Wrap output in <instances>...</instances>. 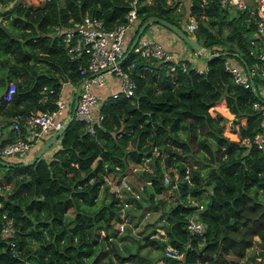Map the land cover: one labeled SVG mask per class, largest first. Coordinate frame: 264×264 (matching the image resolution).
Wrapping results in <instances>:
<instances>
[{
    "label": "trees",
    "instance_id": "1",
    "mask_svg": "<svg viewBox=\"0 0 264 264\" xmlns=\"http://www.w3.org/2000/svg\"><path fill=\"white\" fill-rule=\"evenodd\" d=\"M132 1L40 0L17 2L9 14L1 10V119L10 123L51 109L63 82L80 81L86 57L67 51L56 26L70 25L85 12L113 27L135 7L138 25L155 14L189 33L185 12L176 9L181 0ZM185 2L203 44L197 50L206 56L202 68L186 57L146 59L128 45L121 65L133 63V92L113 96L107 87L92 131L73 116L32 162L27 154L0 162V217H12L18 249L0 236V264H154L166 258L168 245L180 253L167 256L170 264H238L254 245L264 258V145L253 140L257 133L264 136V116L252 105L264 99L257 87L264 80L255 75L252 85L243 86L224 67L226 56L249 67L264 50V34L245 19L246 9L230 2ZM9 80L16 89L6 100L2 91ZM222 99L234 136L225 132L228 117L212 112ZM7 132L0 143L18 136L11 127ZM137 169L141 187L126 177ZM107 172L123 176L139 196L126 191L124 204L108 189ZM167 188L176 195L165 206L160 193ZM144 211L155 215L138 228ZM192 212L205 223L201 233L185 225Z\"/></svg>",
    "mask_w": 264,
    "mask_h": 264
},
{
    "label": "built area",
    "instance_id": "2",
    "mask_svg": "<svg viewBox=\"0 0 264 264\" xmlns=\"http://www.w3.org/2000/svg\"><path fill=\"white\" fill-rule=\"evenodd\" d=\"M228 1L240 9H246L245 19L248 22H253L257 31L264 34V0ZM5 4V0H0V7ZM193 25H195V21ZM137 28L138 21L135 7L129 8L125 13V20L113 27H106L101 18L88 12H85L79 20L73 21L70 25L56 26V30L63 33L67 51L72 55L84 54L86 57L85 63L79 67L81 79L78 83H80V87L73 111L75 117L83 118L88 122L90 131L93 130V123L102 116L97 110V105L103 94L99 93L97 88L103 89L105 86V73L115 74L120 77L118 88H111V95L116 96L119 90L126 95H130L133 92L135 83L128 71V68L133 63L123 68L121 60L126 54L125 50L128 45L130 49V44ZM132 48L146 59L150 57L159 61L180 59V57L174 56L159 40L147 33H143V31ZM224 67L231 73L233 80L243 86L252 85L255 75H259L264 80V50L258 53V58L249 67L239 63L231 56L224 58ZM169 68L174 69L175 65L171 62L169 63ZM259 84L262 83L257 82V86ZM15 89V82L9 80L2 91V97L6 100L11 99ZM261 94L264 96L263 93ZM68 102V97L60 89L55 98V106L53 108L38 109L22 118L20 116L14 117L10 126L18 136L12 140L0 143V158L6 159V156H8V159H17L24 156L33 146H37L38 143L54 133L71 115L72 108L69 107L68 109L70 104ZM252 105L264 116V99L254 100ZM262 125L264 127V118ZM253 140L257 141L259 146L264 145L263 134L257 133ZM243 141L248 143L247 138H244ZM173 170L175 169L173 168ZM184 176L189 181L188 173H185ZM103 177L107 184L110 183L111 179L115 181V175L110 172L105 173ZM117 179L118 186L121 187L123 193L124 191H132L133 195L139 196V192L123 176ZM167 179L168 175L165 176L166 181ZM139 186L141 187V185ZM115 192L120 198L124 199L123 203L127 204V199L124 198L126 195L119 191V187ZM185 225L191 232L196 233H201L205 227V223L197 217L195 212L188 215ZM15 232L16 227L12 217L2 212L0 217V236L2 238L7 237L6 241L9 247L17 253L15 238L12 237ZM164 255L166 258L160 259L154 264H170L171 262L167 256L179 257L180 253L177 252L175 247L168 245Z\"/></svg>",
    "mask_w": 264,
    "mask_h": 264
},
{
    "label": "crops",
    "instance_id": "3",
    "mask_svg": "<svg viewBox=\"0 0 264 264\" xmlns=\"http://www.w3.org/2000/svg\"><path fill=\"white\" fill-rule=\"evenodd\" d=\"M18 1L19 0H16V3ZM25 1H28L29 3L35 4V3H38L39 0H25ZM221 2L223 4H227V2H229V1L228 0H221ZM150 24H151L150 28L148 29V31H146L148 34H150L155 39L159 40L168 50H170V52H172V54L174 56H176V57H186V58L190 59L194 64H197L198 67L202 68V66L204 65V62H205V57H206V56H204V52L199 53L197 50H193L188 44H186L182 40V38L177 36L175 33L170 31L166 27L160 25L159 23H155L154 22V23H150ZM77 85H78V83L76 84V83H72V82H69V81L63 82V84H62L61 91L63 92V94L65 96L68 97V101L70 102V104L68 105V109H69V107H71L73 109L74 96H75V92L77 90ZM106 90L107 89L105 87H103V89L102 88H97V91L99 93H101V94H103V92L106 91ZM222 101L224 102V100H222ZM223 108H225V105H224ZM10 123H5L4 120H2L1 117H0V139H5L6 138V136L8 134V132H7L8 128L11 127ZM44 140H42V142L38 143L37 146H33L29 150V152L27 153V156H26L28 158L26 160H29V159H31L34 156V154L36 153L38 147L43 143ZM255 238L258 239L257 237H255ZM257 248H258V245H254L252 247H249L247 249L246 255L251 250V256H249V255L246 256L245 255L244 257H246V259L243 260L244 263H242V261H241V263L242 264H247V263L252 264V259L251 258L252 257H256L257 258V262H258V260H260V264H261V262L263 261L264 258H262L261 255L257 254L258 253V249Z\"/></svg>",
    "mask_w": 264,
    "mask_h": 264
},
{
    "label": "rangeland",
    "instance_id": "4",
    "mask_svg": "<svg viewBox=\"0 0 264 264\" xmlns=\"http://www.w3.org/2000/svg\"><path fill=\"white\" fill-rule=\"evenodd\" d=\"M5 1H6V4L4 6H1L0 7V11L1 10H5L7 12V14H9L11 12V9H13L14 8V5L16 4V0H5ZM18 2L29 3L28 1H25V0H19ZM186 5H187V3L184 0H181L180 3L178 4V7L176 9L178 11L182 12V13H184V12L186 13V14L184 13V15L182 14L183 15V21H184L183 24H184L185 28L190 33H193V29L196 26V20L191 15L190 16L187 15V12H186V7L187 6ZM231 7H232L231 8L232 11H234L236 9V7L233 6V5H231ZM3 16H5V15H3ZM2 20L4 21L5 18H3ZM194 21H195V25H193ZM148 24L149 25L147 27H145V30H143V33H147L146 31H148V29L150 28V25L151 24L150 23H148ZM258 33L259 32L257 31L256 34H258ZM260 35H261V33H260ZM186 44H188V43H186ZM104 76H105V79H106V83H105V86H104L105 88L109 87V85L112 86L113 88L114 87H117L118 88V82H119V79H120V77L118 75L110 74V73H105ZM108 81H109V83H107ZM257 87H258V90L261 91L260 93H263L264 94V83L259 84V86H257ZM222 100H220V101H222ZM220 101L218 103H216L215 106L212 108V112L214 113L216 111H219V112H222L223 114H225L226 117H228L224 121L225 132L227 134H229L230 136H234V133H233L234 131L233 130H234L235 126L232 125V124L230 125V121H227V120H229V117H232V114L228 111V109H227L226 106H225V108L222 107V105L220 104ZM224 105H225V103H224ZM7 157L8 156H6V158ZM188 164H190V162ZM0 173H1V169H0ZM126 177L129 180V182L132 183L133 185H140L142 183L141 180H140V177H139V169L133 170V172H129L126 175ZM117 178H119V177H116L115 176V181H113L111 179L110 183H108V189L115 192V190L118 189V187H119V191L122 194H124L126 196L129 195V194H127L126 191H124V193H123V190L121 189V187L118 186V183H117L118 182V179ZM7 186L9 187L8 184H7ZM160 195H162L166 199L165 206H167L169 203H171V202L174 201V197H175L176 194H175V191L171 190L170 188H167L162 193H160ZM154 215H155V212L154 211H144L143 215H141V217H140V221H139V224H138L139 225L138 228L141 227V225L145 221H150L153 218ZM247 255L251 256V250H250V252ZM245 259H246V257L241 258L238 261V264H240L241 261H242V263H244L243 260H245ZM247 264H249V263H247ZM261 264H264V260L261 262Z\"/></svg>",
    "mask_w": 264,
    "mask_h": 264
},
{
    "label": "water",
    "instance_id": "5",
    "mask_svg": "<svg viewBox=\"0 0 264 264\" xmlns=\"http://www.w3.org/2000/svg\"><path fill=\"white\" fill-rule=\"evenodd\" d=\"M152 21H158L166 26H168L169 28H171L173 31H175L184 41H186L191 47H194L196 50L201 51L203 49V44L198 41L196 35L194 33H188L186 31H184V29L178 25H176L175 23L167 20L164 17H160L158 15L152 14L147 16L139 25L137 28V31L134 35L133 40L131 41L130 44V48L133 47V45L135 44V42L137 41L139 35L141 34V32L144 30V28L146 27V25ZM80 87V83H78L77 85V90L75 92V96H74V104H73V109L75 107V103L78 97V90ZM72 109L71 115L68 119H66L63 122V125L61 127H59L54 133H52L49 137H47L43 143L38 147L36 153L34 154V156L27 160L26 162H32L34 159H36L55 139L56 137L63 131V129L65 128V126L68 124L69 120L74 116V111ZM0 162L3 164H7L9 163L8 161H6L5 159L0 158Z\"/></svg>",
    "mask_w": 264,
    "mask_h": 264
}]
</instances>
